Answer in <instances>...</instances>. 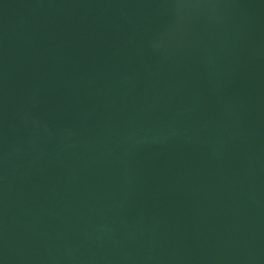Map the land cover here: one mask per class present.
I'll return each instance as SVG.
<instances>
[{
    "label": "water",
    "instance_id": "water-1",
    "mask_svg": "<svg viewBox=\"0 0 264 264\" xmlns=\"http://www.w3.org/2000/svg\"><path fill=\"white\" fill-rule=\"evenodd\" d=\"M0 264H264V0H0Z\"/></svg>",
    "mask_w": 264,
    "mask_h": 264
}]
</instances>
